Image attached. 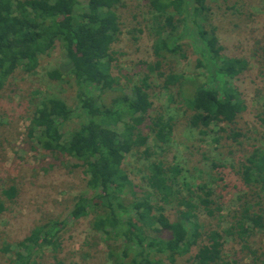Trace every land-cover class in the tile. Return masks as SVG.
I'll return each mask as SVG.
<instances>
[{
    "label": "trees",
    "instance_id": "16d2710c",
    "mask_svg": "<svg viewBox=\"0 0 264 264\" xmlns=\"http://www.w3.org/2000/svg\"><path fill=\"white\" fill-rule=\"evenodd\" d=\"M120 2L0 0V90L19 68L33 73L40 58L60 44L63 59L47 76L55 81L72 79L76 108H69L57 98L43 100L32 117L29 135L39 131L42 149L67 156L76 162L74 166L83 168L86 188L77 197L73 213L82 217L89 209L96 212L92 228L104 235L111 264H174L178 257L193 250V264H233L223 255L225 242L231 237L255 255L248 240L261 229L262 222L259 214L252 212L253 206L244 202L229 226L222 227L219 222L215 228L204 231L199 213L222 219L221 209L213 201V189L208 182L191 183L178 165L149 161L143 180L147 191L138 197L141 190L124 170L123 163L126 155L138 153L147 145L148 137L142 134L141 126L152 107L149 77L144 76L140 84L133 86L130 95L114 96L109 104L100 103L95 96L96 92L117 91L112 46L121 33L116 14ZM146 2L154 14L153 55L157 58L149 73L163 77L166 88L178 87L190 113L189 126L218 144L219 137L211 136V127L233 124L244 109L231 82L247 70V60L228 55L219 43L216 28L204 25L210 14L208 0ZM189 22L194 26L191 31ZM186 37L194 45L196 67L206 73V83L187 86L182 76L160 71L166 59L187 58ZM74 117H83V121L64 140L60 126ZM169 122L162 116L152 120L149 128L156 145L171 143ZM221 165L211 163L215 169ZM238 173L245 186L257 190L258 199L264 196V150H253L240 163ZM173 203L177 207L175 221L164 211L165 206ZM4 210L0 203V214ZM63 227L64 223L51 222L33 229L14 248L5 244L1 250L9 255L8 264H35L36 243L50 249L54 264H62L58 257V233ZM111 240L120 242L110 243Z\"/></svg>",
    "mask_w": 264,
    "mask_h": 264
},
{
    "label": "rangeland",
    "instance_id": "374dc122",
    "mask_svg": "<svg viewBox=\"0 0 264 264\" xmlns=\"http://www.w3.org/2000/svg\"><path fill=\"white\" fill-rule=\"evenodd\" d=\"M208 6L210 14L204 25L216 28L219 43L228 55L248 62L247 70L231 82L244 109L233 124L211 127V136L219 137L218 144L189 126L190 113L178 87L166 88L163 77L149 73L157 58L153 55L154 14L146 0H121L116 7L121 33L112 46V73L118 83L117 91L96 92L95 96L100 103L109 104L114 96L130 95L131 88L148 75L152 107L141 126L142 134L148 137L147 145L138 153L126 155L123 163L124 170L141 190L138 197L147 191L143 183L147 163L162 161L181 167L191 183L208 182L213 189V201L220 207L222 219L199 213L204 231L215 228L219 222L222 227L229 226L240 205L250 203L252 212L259 214L262 222L261 229L248 240L255 255L232 237L226 240L223 255L233 264H259L264 261V196L258 199L257 190L242 183L238 169L253 150H264V0H208ZM193 28L189 22V31ZM184 46L187 58L162 61L161 73H176L187 86L206 83V73L196 67L197 54L190 37L185 38ZM62 59L63 50L58 44L40 58L33 73L19 68L0 90V203L5 207L0 214V264L9 263V255L1 250L5 244L14 248L33 229L51 222L64 223L58 233L61 243L58 257L62 264H111L104 235L92 228L96 212L89 209L82 217L73 213L77 197L86 188L83 168L74 166L76 162L67 156L42 149L39 131L29 135L32 117L43 100L57 98L69 108H76L72 79L55 81L47 76ZM159 116L165 122L171 119L173 134L168 146L156 145L149 128ZM82 121L83 117H74L63 123L60 126L63 139L67 140ZM117 130L121 131V126ZM233 134L238 135L235 138ZM213 161L221 163V167L212 168ZM164 211L172 221L176 220L174 203L165 206ZM114 242L120 241H110ZM35 247V264H54L50 249L37 243ZM194 253L195 250L178 257L174 264H193Z\"/></svg>",
    "mask_w": 264,
    "mask_h": 264
}]
</instances>
